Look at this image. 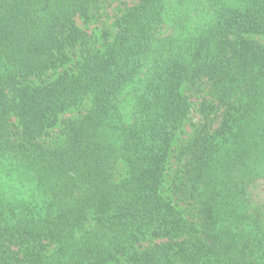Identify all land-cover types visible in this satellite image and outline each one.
<instances>
[{
    "label": "trees",
    "instance_id": "16d2710c",
    "mask_svg": "<svg viewBox=\"0 0 264 264\" xmlns=\"http://www.w3.org/2000/svg\"><path fill=\"white\" fill-rule=\"evenodd\" d=\"M106 1L0 0V264H264V0Z\"/></svg>",
    "mask_w": 264,
    "mask_h": 264
},
{
    "label": "rangeland",
    "instance_id": "374dc122",
    "mask_svg": "<svg viewBox=\"0 0 264 264\" xmlns=\"http://www.w3.org/2000/svg\"><path fill=\"white\" fill-rule=\"evenodd\" d=\"M135 0H107L104 2L102 8L99 10V13L95 15L92 22L89 24V30H94L97 34V39L99 42L104 41V31L105 26H111L115 17L121 13L125 6L132 4ZM191 112L187 120L183 125V129L175 138L174 150L176 153L180 149L181 145L188 141L189 138L193 136L196 129L200 127V124L203 123L200 105L201 98L199 95H195L192 99ZM73 112H65L62 116L71 115ZM170 186V183H169ZM257 198L263 200L264 205V185L263 183L259 184L256 187Z\"/></svg>",
    "mask_w": 264,
    "mask_h": 264
}]
</instances>
